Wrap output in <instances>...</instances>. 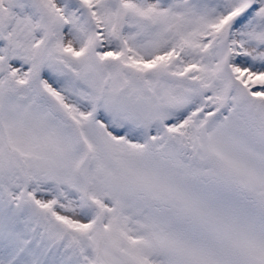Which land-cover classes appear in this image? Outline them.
<instances>
[{"label": "snow or ice", "instance_id": "6c2138e0", "mask_svg": "<svg viewBox=\"0 0 264 264\" xmlns=\"http://www.w3.org/2000/svg\"><path fill=\"white\" fill-rule=\"evenodd\" d=\"M0 264H264V0H0Z\"/></svg>", "mask_w": 264, "mask_h": 264}]
</instances>
